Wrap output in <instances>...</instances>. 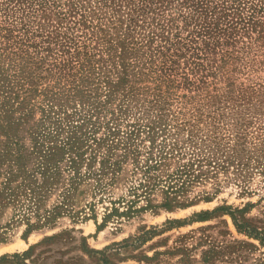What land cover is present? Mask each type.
I'll return each mask as SVG.
<instances>
[{
    "label": "rangeland",
    "instance_id": "rangeland-1",
    "mask_svg": "<svg viewBox=\"0 0 264 264\" xmlns=\"http://www.w3.org/2000/svg\"><path fill=\"white\" fill-rule=\"evenodd\" d=\"M213 42L111 97L0 44V264H264V15Z\"/></svg>",
    "mask_w": 264,
    "mask_h": 264
},
{
    "label": "trees",
    "instance_id": "trees-1",
    "mask_svg": "<svg viewBox=\"0 0 264 264\" xmlns=\"http://www.w3.org/2000/svg\"><path fill=\"white\" fill-rule=\"evenodd\" d=\"M236 1L0 0V44L19 59L38 56L40 64L45 61L40 55L54 54L50 66L60 78L77 77L82 83L96 71L111 97L129 75L128 68L131 76L141 73L138 53L154 41L158 43L148 63L157 57V79H169L182 57L180 50L199 59L214 44L213 37L247 31L255 15H264L260 5L243 18ZM219 18L227 21L226 28L217 24Z\"/></svg>",
    "mask_w": 264,
    "mask_h": 264
}]
</instances>
